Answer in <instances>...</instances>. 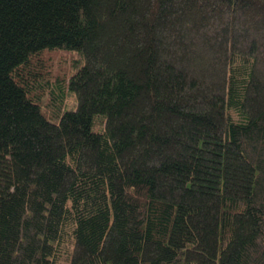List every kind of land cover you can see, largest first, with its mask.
I'll use <instances>...</instances> for the list:
<instances>
[{
    "label": "trees",
    "instance_id": "16d2710c",
    "mask_svg": "<svg viewBox=\"0 0 264 264\" xmlns=\"http://www.w3.org/2000/svg\"><path fill=\"white\" fill-rule=\"evenodd\" d=\"M0 264H264V0H0Z\"/></svg>",
    "mask_w": 264,
    "mask_h": 264
},
{
    "label": "rangeland",
    "instance_id": "374dc122",
    "mask_svg": "<svg viewBox=\"0 0 264 264\" xmlns=\"http://www.w3.org/2000/svg\"><path fill=\"white\" fill-rule=\"evenodd\" d=\"M32 58L33 62L30 67L35 69L37 73H40L39 79L44 78L46 82L50 83L49 88L53 89L54 92L60 90V92L65 93L62 110L73 109L76 105V98L66 92L68 91L67 83L77 69L83 65L82 57L73 51L51 50L36 54ZM48 105L50 104L43 103L42 110L51 113L47 109ZM58 105L59 107L61 106L60 104H56V108ZM101 125L103 126V124ZM96 128L99 129V126H96ZM69 251L70 247L61 251L60 255L58 254L62 263H65L67 260Z\"/></svg>",
    "mask_w": 264,
    "mask_h": 264
}]
</instances>
